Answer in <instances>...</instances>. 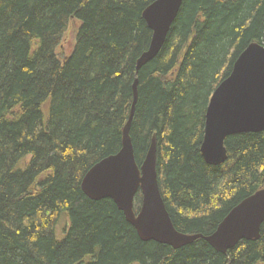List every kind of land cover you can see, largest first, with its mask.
<instances>
[{"label": "trees", "instance_id": "trees-1", "mask_svg": "<svg viewBox=\"0 0 264 264\" xmlns=\"http://www.w3.org/2000/svg\"><path fill=\"white\" fill-rule=\"evenodd\" d=\"M155 1L0 0V264H264V224L258 241L225 255L201 240L173 250L141 242L112 201L80 189L121 149L152 36L142 13ZM71 21L75 44L59 59ZM263 38L264 0H184L161 52L138 71L135 160L155 134L159 190L183 234H212L264 189V132L228 137L218 167L200 154L212 92Z\"/></svg>", "mask_w": 264, "mask_h": 264}, {"label": "water", "instance_id": "water-1", "mask_svg": "<svg viewBox=\"0 0 264 264\" xmlns=\"http://www.w3.org/2000/svg\"><path fill=\"white\" fill-rule=\"evenodd\" d=\"M184 0H156L142 13L152 36L149 47L136 62L132 102L124 126L120 151L96 163L82 178L80 189L93 202L110 200L143 243L179 250L201 240L225 255L243 241L260 239L264 224V189L242 200L218 224L215 231L183 234L177 231L162 199L157 173V140L154 134L140 166L130 138L138 92V71L161 52ZM264 132V38L251 43L235 59L228 77L214 89L205 111L200 154L208 166L226 162L228 137ZM140 196L139 209L135 199Z\"/></svg>", "mask_w": 264, "mask_h": 264}, {"label": "rangeland", "instance_id": "rangeland-1", "mask_svg": "<svg viewBox=\"0 0 264 264\" xmlns=\"http://www.w3.org/2000/svg\"><path fill=\"white\" fill-rule=\"evenodd\" d=\"M78 25L79 23L76 21H71V23H69L68 29L66 30L63 39L61 41V44L56 51L59 59H63L64 57L70 54L75 44V37H76ZM139 206H140V200L137 198L135 201L136 210L139 209Z\"/></svg>", "mask_w": 264, "mask_h": 264}]
</instances>
